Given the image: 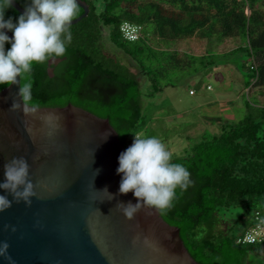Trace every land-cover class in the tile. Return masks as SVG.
Instances as JSON below:
<instances>
[{
  "label": "trees",
  "instance_id": "trees-1",
  "mask_svg": "<svg viewBox=\"0 0 264 264\" xmlns=\"http://www.w3.org/2000/svg\"><path fill=\"white\" fill-rule=\"evenodd\" d=\"M15 1L23 8L27 3ZM84 1L88 15L71 24L66 54L53 58L56 63L50 59L33 66V103L38 107L72 103L108 118L124 149L133 134H141L152 122L150 98L184 77L220 67V57L243 52L248 61L242 66L251 80L246 86L264 85V13L256 9L264 0ZM82 13L80 7L78 16ZM19 14L12 6L5 18ZM124 21L142 26L140 38L122 37ZM103 28L128 61L107 49ZM196 35L217 42L237 39L242 44L203 55L168 47L179 38ZM140 76L147 81L145 90ZM244 105L241 119L222 123L218 133L205 131L186 154L173 156L189 169L192 183L186 190L177 189L173 206L161 216L179 227L186 248L200 264L264 261L258 254L264 244L235 242L256 218H264V104L244 101ZM232 210H238L237 215L221 228Z\"/></svg>",
  "mask_w": 264,
  "mask_h": 264
},
{
  "label": "water",
  "instance_id": "water-1",
  "mask_svg": "<svg viewBox=\"0 0 264 264\" xmlns=\"http://www.w3.org/2000/svg\"><path fill=\"white\" fill-rule=\"evenodd\" d=\"M79 2L83 13L73 23L89 12ZM12 6L24 11L15 0ZM17 87L0 89V179L5 161L23 156L36 194L30 205L13 201L0 211V241L11 257L0 256V264H200L179 227L155 209L129 220L116 207L135 198L117 191L124 145L108 118L72 103L25 115L10 109Z\"/></svg>",
  "mask_w": 264,
  "mask_h": 264
},
{
  "label": "clouds",
  "instance_id": "clouds-1",
  "mask_svg": "<svg viewBox=\"0 0 264 264\" xmlns=\"http://www.w3.org/2000/svg\"><path fill=\"white\" fill-rule=\"evenodd\" d=\"M12 3L13 0H0V87L18 86L15 94L18 99L13 98L10 109L27 115L37 107L30 78L33 66L66 54L72 40L71 24L79 15L80 2L27 0L24 11L15 19L5 18ZM117 160L116 173L121 176L117 191L119 194L131 191L135 198V202L119 201L116 205L129 220L143 207L162 214L173 206L177 189L186 190L192 183L189 169L176 162L172 152L155 135L133 134L131 144L119 153ZM2 167L0 211L8 209L13 201L22 200L30 205L36 193L26 158L13 156ZM8 248L7 241H0V256L11 261Z\"/></svg>",
  "mask_w": 264,
  "mask_h": 264
},
{
  "label": "rangeland",
  "instance_id": "rangeland-1",
  "mask_svg": "<svg viewBox=\"0 0 264 264\" xmlns=\"http://www.w3.org/2000/svg\"><path fill=\"white\" fill-rule=\"evenodd\" d=\"M256 9L264 13V4L257 5ZM247 13H250L247 9ZM103 41L106 47L112 53L118 52V55L123 57L124 61L128 58L115 49L108 40V30L103 28ZM199 36H190L179 38L169 44L170 49H175L179 53L188 52L193 54H203L209 49L211 52H225L234 48L236 44H242L237 39H226L225 41H212ZM162 45V44H160ZM248 58L243 52H235L228 57L218 58L220 69L212 71L211 76H207L203 71L184 77L175 86L164 87L162 91L156 93L150 98L151 111L150 117L152 122L148 128L142 133L158 136L170 150L173 156H182L189 150V146L200 140L202 134L207 130L203 123V117L210 109L207 107L208 102L216 100L220 95L236 96L237 105L230 109L235 115L232 121L241 119L246 111L244 101L251 104H264V85L251 86L248 90H244L246 83L251 82L247 76V69H244L242 64ZM136 70V67L133 68ZM211 72V71H210ZM142 89H146L147 81L140 76ZM203 83V85H201ZM209 85L210 88H206ZM190 89L194 93H190ZM241 93V94H240ZM157 106V107H155ZM214 110V107H213ZM232 121H229L232 122ZM224 123V122H223ZM222 125V124H221ZM210 127V126H209ZM211 126L218 133L220 127ZM189 137V139H187ZM238 213V210L227 212V219L220 223L221 228H226L230 225V219H233ZM233 214V215H232ZM264 260V247L258 253ZM258 259V258H257ZM259 261V259H258ZM261 263L264 264V261ZM253 264H259L254 262Z\"/></svg>",
  "mask_w": 264,
  "mask_h": 264
},
{
  "label": "built area",
  "instance_id": "built-area-1",
  "mask_svg": "<svg viewBox=\"0 0 264 264\" xmlns=\"http://www.w3.org/2000/svg\"><path fill=\"white\" fill-rule=\"evenodd\" d=\"M120 31L125 40L135 41L142 34V26L124 21L120 25ZM193 92L194 90L190 89V93ZM132 139L126 144V147L131 144ZM235 242L241 245L264 244V218H256V222L251 227L237 234Z\"/></svg>",
  "mask_w": 264,
  "mask_h": 264
},
{
  "label": "crops",
  "instance_id": "crops-1",
  "mask_svg": "<svg viewBox=\"0 0 264 264\" xmlns=\"http://www.w3.org/2000/svg\"><path fill=\"white\" fill-rule=\"evenodd\" d=\"M226 39H228V38H226ZM226 39H224L223 41H225ZM208 43H209V40H208ZM234 46H236V45H234ZM203 54H205V53H203ZM203 54H196V55H203ZM219 69H220V67H218V68L212 67V69L210 70L211 72H209L207 74V76L208 77L211 76L212 71H214V70L218 71ZM201 85H203V83H201ZM249 87H250V85L247 86V87H244V90H248ZM206 88L209 89L210 86L209 85H206ZM236 97H237V95L236 96L234 95L232 97L230 95H226L225 94V95H220L214 101L208 102L207 107L210 110L207 111L206 115L202 119L203 120V123L206 126H208V127H206L207 130H205V131L214 132L210 128L211 126H216V127L218 126V127L221 128V124L223 122L232 121V120L235 119V115H234V113L232 111H230V109L234 108L237 105L238 102H237ZM213 107H214V110H213ZM215 133H216V131H215Z\"/></svg>",
  "mask_w": 264,
  "mask_h": 264
}]
</instances>
